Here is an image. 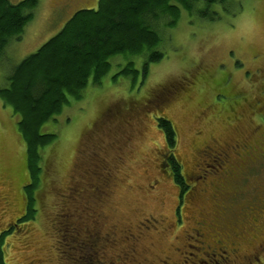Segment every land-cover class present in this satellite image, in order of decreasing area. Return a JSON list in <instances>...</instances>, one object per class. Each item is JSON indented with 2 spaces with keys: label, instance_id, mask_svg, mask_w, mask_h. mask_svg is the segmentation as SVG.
I'll return each mask as SVG.
<instances>
[{
  "label": "rangeland",
  "instance_id": "1",
  "mask_svg": "<svg viewBox=\"0 0 264 264\" xmlns=\"http://www.w3.org/2000/svg\"><path fill=\"white\" fill-rule=\"evenodd\" d=\"M97 1L38 0L21 39L12 38L0 57V86L7 67L14 68L36 51L75 11L95 8ZM212 9L219 16L213 21L181 10L174 26H160L164 56L150 64L142 80L139 76L132 84L120 75L113 82L112 74L124 64L115 58L100 85H88L80 99L71 98L54 120L43 124L42 131L56 136L40 151L35 217L5 236V264H106L107 258L117 262L110 241L102 236L117 232V237L121 229H142L139 259L146 256L158 263L168 256L178 261L172 247L180 248L191 232L197 207L188 198L191 188L202 184L195 178L201 170H191L215 163L216 157L208 159L201 151L213 139H250L253 157L242 174L246 181L237 178L230 186L245 190V196L251 195L254 183L264 188V116L241 105L246 99L264 100V0H232L226 9ZM134 66L140 68L141 59H134ZM178 87L188 89L170 94ZM232 105L243 115L240 120L231 117ZM163 115L174 126L173 153L190 187L176 208L178 222V188L164 167L165 140L156 125ZM26 161L17 116L0 99V232L25 210ZM101 172L108 174L106 184L95 176ZM197 201L207 203L200 197ZM148 220H155L153 226L144 228ZM80 227L97 228L101 237L91 234L86 239L78 233ZM189 243L196 245L194 240ZM184 250L197 254L194 248H180ZM258 255L264 258V248ZM256 257L249 264H264ZM183 258L186 264L196 259L187 254Z\"/></svg>",
  "mask_w": 264,
  "mask_h": 264
},
{
  "label": "trees",
  "instance_id": "2",
  "mask_svg": "<svg viewBox=\"0 0 264 264\" xmlns=\"http://www.w3.org/2000/svg\"><path fill=\"white\" fill-rule=\"evenodd\" d=\"M37 4L38 0H0V57L12 38L21 39ZM227 4H232V0H98L95 8L75 11L56 34L11 69L0 86V99L17 116L29 181L24 185V212L0 232V264H5V236L35 217L33 190L40 183V151L56 136L54 132L42 131L43 124L54 120L71 98L80 99L88 85H100L115 58L122 59L124 64L112 74L113 82L120 75L131 79L132 84L139 76L142 80L150 64L164 56L159 48L160 26H174L181 10L213 21L219 16L212 7L226 9ZM137 58L141 59L140 68L134 66ZM156 125L163 132L167 147L165 164L174 171L182 197L185 186L173 153L174 126L164 115L156 118Z\"/></svg>",
  "mask_w": 264,
  "mask_h": 264
},
{
  "label": "flooded vegetation",
  "instance_id": "3",
  "mask_svg": "<svg viewBox=\"0 0 264 264\" xmlns=\"http://www.w3.org/2000/svg\"><path fill=\"white\" fill-rule=\"evenodd\" d=\"M182 88L178 87L170 94L175 93V95H178L179 91L182 92L188 89V87L186 89ZM241 105L248 107L253 114L255 112L256 115L262 114L264 116V100L260 98H254L252 102L246 99ZM229 109V111L232 110L231 117H234V120H240L243 116L237 114L236 105H232ZM214 141L213 139V144L205 146L201 151L203 156L208 159L216 157L215 163L213 165H207L206 163V168H200L199 166L196 169L193 167V170H191L193 174L199 173L197 169L201 170V174L195 178L200 179L199 181L202 184L191 188L192 195L188 200L192 201L197 207V216L192 219V226L188 229H191V232L187 234V238L180 248H194L197 254L186 250L181 253L179 247H172L179 256L178 261H174L173 258L168 259V256H166V259L158 258V263H151L146 256H142V259L137 257V254L140 253L137 244H139V239L143 234L142 229L137 231L121 229V233L117 237L114 235L117 232H113V234L106 232L102 236L110 241V249L115 250L113 256L119 257L117 262H115L116 259H104L106 264H186V259L183 258L186 257V254L196 258L193 264H249L250 259L256 257V254L264 248V188L259 183H254L252 184L251 195L245 196V190L240 188L237 191L236 189L232 190L230 186L237 178L242 183L246 181L242 174L245 167L252 164L249 162L253 157V142L246 136L239 137L232 142L214 143ZM165 151H167L166 146H164ZM161 156L164 167L168 170L178 188L179 202L174 208L175 222H178L177 215H180V211L178 212L176 208H180L181 201L184 202L190 188L189 182L183 176L181 164L178 162L180 175L185 186L182 197H180L179 192L182 187L174 181V171L165 164L166 154L162 153ZM95 176L101 178V180L104 179L103 184L108 181V174L105 172ZM102 186L105 187V185ZM199 197L207 203L197 201ZM15 221L16 218L13 222ZM154 221L148 220L147 224H144V228L153 226ZM81 232L83 236L87 235L86 239L89 240L88 237H91V234L94 238L101 237L97 228L88 231L85 227H80L78 233ZM250 234L253 236L252 238L249 236ZM109 235L112 237H109ZM190 240H194L196 245L189 243ZM81 245L86 246L87 243L81 242ZM203 257H207L208 262L203 260ZM95 259L93 257V260ZM97 262L105 264L103 261Z\"/></svg>",
  "mask_w": 264,
  "mask_h": 264
},
{
  "label": "crops",
  "instance_id": "4",
  "mask_svg": "<svg viewBox=\"0 0 264 264\" xmlns=\"http://www.w3.org/2000/svg\"><path fill=\"white\" fill-rule=\"evenodd\" d=\"M9 1H10V0H9ZM10 2H11V1H10ZM62 26H63V25H62ZM59 30H60V29H59ZM16 65H17V64H16ZM12 66H14V65H11L10 67H7V70H6L7 72H6L5 75L3 76V81H2L3 83H4V81H5V77H6V75H7L8 73H10L11 69L13 68ZM3 83H2V84H3Z\"/></svg>",
  "mask_w": 264,
  "mask_h": 264
},
{
  "label": "snow or ice",
  "instance_id": "5",
  "mask_svg": "<svg viewBox=\"0 0 264 264\" xmlns=\"http://www.w3.org/2000/svg\"><path fill=\"white\" fill-rule=\"evenodd\" d=\"M257 260H260V259H264L262 257H260L259 255L256 257Z\"/></svg>",
  "mask_w": 264,
  "mask_h": 264
}]
</instances>
